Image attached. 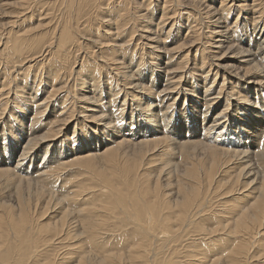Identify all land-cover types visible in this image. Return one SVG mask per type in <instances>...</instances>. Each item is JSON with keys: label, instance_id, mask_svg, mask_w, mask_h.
Instances as JSON below:
<instances>
[{"label": "rangeland", "instance_id": "obj_1", "mask_svg": "<svg viewBox=\"0 0 264 264\" xmlns=\"http://www.w3.org/2000/svg\"><path fill=\"white\" fill-rule=\"evenodd\" d=\"M192 1L170 0L172 3L169 4V9L172 8L174 11L176 9V15L174 14L175 16H173L174 26H172L171 32H168V37H166L167 35H165L164 31L168 30L169 24L163 25L160 19L164 0H92L90 3H84V0H29L27 1L29 4L25 5V8L21 6V0H5L8 3V8L6 9L7 16L2 14L0 16V23H5L7 20H14L16 23L12 26H8L7 24L4 26L0 25V87L3 83L7 84L2 88L4 89L2 90V95L5 96L2 101H5V104L2 106V110H0V257L5 250L9 252L14 250L16 253L25 248L26 253L48 262V264H79L78 259H82L84 255L95 256L94 261L88 262V264H102L101 261L104 256L109 253L114 258L112 263L123 264L122 261H124L125 264H128L126 256L129 247L131 245L135 246L133 243L139 237V234L137 235V227L128 221L131 217H134L131 209L135 205H142L143 207L145 202L150 201L154 203V207L156 208L154 211L159 212L160 209V217L166 216V213L169 212L168 220L170 227L171 229L173 225L175 227L173 230L170 229L168 231V237L167 234H164L166 235V240H148L150 248L147 247L148 250L145 247L141 248L138 257L134 259L132 264H143V262L145 264H173L174 262V264H194L193 262L198 260V256L202 257L203 254L206 256L204 259L206 261L200 264H206L209 259L213 258H217L216 264H228V257L231 255L230 247L238 241L249 249L251 257L258 254L262 256L261 258L257 257L258 259L253 262L252 260L255 257L252 260L250 257L248 264H255L256 262L257 264H264V234L261 235L259 233L257 234L258 236L255 235V238H252L251 235L249 239H244L242 236H238L239 234L234 233L233 224H227L225 228L222 227V224L225 225L231 220L225 218L228 216L230 205L236 204L235 194H233L234 196L232 194L229 196L224 194L226 191L224 181L229 177H236L235 175L240 167L227 170L229 167H224L221 164L210 170L211 164L215 165L212 158L214 155L204 148L203 142L198 141L182 145L180 143L184 139L182 135L187 129L192 134L198 132L201 135L203 133V125H199V120H203L200 116L203 111H208L207 114L210 113L211 115L210 119L207 116L204 117L207 120L202 121L206 127L213 120L212 117L215 116V113L225 104L226 99L232 104L236 102L237 95L232 94L228 85L230 87L234 86L235 89H238L239 86L246 87L245 81L248 82L249 79L253 81L254 78L251 76L252 74L242 77L243 71H240V74L237 76L238 78L234 76L232 78L230 74L233 73L225 69H217L214 66L217 61L214 60L215 58H212L215 55L212 51L215 49H211L210 45H206L204 42L206 41L205 34L207 33L203 29L199 30L196 34V37H199V39L192 44L193 46H189L190 41L185 37L188 36L186 35L187 21L191 22L192 19L183 15L184 7L188 6L194 9L190 10L189 14H194L196 20H201L204 24H207L209 19L207 16L201 15L202 11L200 9L210 4L216 7L219 5L218 0H213V2L205 0L200 5ZM241 2L233 1V3L229 4H232L231 8L233 7L232 9L230 8L231 14L228 17L230 24H233L235 19H237V11L241 12L235 24L237 25L238 34H232L235 31L229 34L230 40L228 38L226 47L235 45L234 47L238 48L241 45L244 49L249 47L255 49L256 46H260V44H256V41L258 42L260 38H257L254 42L251 39L252 46L247 45L249 43V35L254 27L253 11H244L239 8L237 5ZM248 2L251 1L248 0ZM261 8V18L264 23V0H261ZM179 10H183V12L182 15L177 16ZM122 12V15L125 16L124 25L120 29L114 30L116 25H113V21ZM205 20L207 22H204ZM65 25L69 27V29L67 28L69 34L71 33L69 40L65 43L67 51L63 49L61 50L62 52L56 51L55 53L59 55V58L56 57L55 61L56 55L54 57L47 56L49 62L45 63L46 65H49L51 62L54 64L60 63L58 64L59 67L57 66L60 78L58 77L53 84L46 72L47 66L43 64L44 60L41 61V63L43 62V66L39 65L38 68H31L30 71H27L25 77H23L24 75L22 76V71H18V67H12L10 63L7 66L6 62L8 60L4 57L5 51L2 52L1 49L5 46L4 43L7 42L11 35L23 33L26 38L29 37L28 39L32 41L37 40L41 42L39 43L40 46L46 45L48 42L49 49L55 51L57 48L55 36L59 35V28L61 29L62 26L65 28ZM173 28L175 30L172 32ZM146 29L150 33L145 32L147 31ZM151 32H153L151 36L157 35L156 40L159 39L157 42L146 41V35L150 36ZM51 37L53 38L51 39ZM256 37H259V35ZM173 38L176 39L172 41ZM160 39L165 42H161ZM181 42L185 44L178 55L170 52H155L157 48L161 50L163 47L169 49L176 43L181 44ZM211 42L210 40L207 43ZM121 44H124V46H114ZM153 46L154 48H149ZM188 50L191 51L188 53L187 59H183L184 54ZM225 50L223 48L217 57H220ZM262 51L264 53V48ZM172 55L174 56L173 58ZM25 56L26 53L25 55L21 53L20 58H25ZM40 58L42 57L38 59ZM106 58H108L106 62L108 66L105 68L103 64ZM16 59H14L15 61L13 60L14 63H16ZM117 60L119 61L118 64L121 62L120 65L123 67L120 68V74H124L122 70L126 72L128 69H132L134 73H132L131 77L139 78L140 73L142 81H139V79L138 81L148 86L150 93L148 92L143 95L137 91L134 92L133 88H129V83L128 81L126 82L127 79H124L120 74H115L116 70H111L114 66V61L116 62ZM166 62L171 63L166 65ZM222 62L241 69L244 66L231 58H225ZM256 62L260 63L259 60ZM178 63L180 64L177 66L181 65L182 68L172 74L168 73L166 76L165 70L177 69L176 64ZM125 66H127V69ZM209 68L210 71L207 74ZM18 72L19 74H17ZM215 73H217V77ZM108 74L111 75V78L107 77ZM126 74L129 73L126 72ZM174 75H177L176 78L172 80L169 78V81L167 80L166 83L165 78ZM239 76L242 78H239ZM152 77L153 81H151ZM229 78H232V83H227ZM106 80L110 84L106 83ZM21 85L24 86L22 87ZM114 85L117 88L115 90L119 93L117 96L113 95L115 93V90H113ZM167 85L169 86L167 87ZM252 86L250 85L251 89L253 88ZM58 87L59 92L57 93L59 94L57 96L63 95L62 97H64L67 94L69 99H72V103L70 104L74 114L68 121L69 123L67 122L65 125L52 128L50 126L52 123L50 122L55 118L57 113H60L58 112L60 111L58 108L60 104L58 103L61 100L56 98L57 101H53L54 105L51 106L49 103L46 108V114L38 116L40 121H37L34 117V105L40 103L48 95L49 90L57 89ZM205 87H208L209 92L207 93H210V95H204ZM219 87H222L224 93L221 94L219 103L216 104V109L213 110L212 107L209 108L205 105L207 102H205L204 97L210 98L215 96ZM19 88L24 90L21 91ZM119 88L122 89L121 92L118 91ZM163 88H167V92L164 93L165 95L160 92ZM95 89L96 93L93 92ZM190 90L194 91L192 92V96L186 94L190 93ZM235 91L234 94L236 93ZM157 93H159L158 97ZM91 94L94 96H91ZM84 96L91 99L95 98L97 100L96 103L102 102V109L100 107H96V109L99 112L101 111L100 113L111 114L112 122H116L118 120L117 117H119V126L124 124V129L125 127L132 129V131H126V134L142 131L143 124L140 123L144 122L143 119L151 120L153 118L155 120L151 124L148 123L150 129H144L149 132L155 129V125L158 126L156 121L163 122L162 124H166L167 128L166 137L169 142H172L170 148L168 149V141L164 138L163 144L161 143L155 147L152 144L145 146L148 152L144 156L135 159L133 156L138 154L136 152L138 150L135 148L137 147L134 145L135 143L132 142L133 137H129L131 140L127 138V141H122L124 137L115 135L117 129H109V124L112 122L108 120L106 122L97 121L84 116L90 114L87 111L81 112L83 111L81 106L89 104L83 100ZM229 96H233L234 99H229ZM253 96H250L249 99L253 100ZM166 97H168L167 100ZM112 98L113 100H111ZM162 98H165L164 101L159 103V99ZM122 100L126 102L125 106L121 105ZM238 100L242 99L239 97ZM151 101L152 103L150 104ZM47 103L45 102V104ZM168 103L171 104L170 108H166ZM41 105H44V103L37 105V108ZM240 106L245 105L240 103ZM246 107L247 105L244 108ZM234 111L235 114L232 119L240 116L243 112L246 115V117H240L242 120L235 119L238 124H234V120L231 121L229 126L242 136L239 139L245 141L234 144L235 147L242 149L240 151L255 149V146H253L255 138L258 136L259 140L264 134L262 128L264 118L250 120L251 117L248 118L249 113L246 111H236L235 108ZM165 113H167V116ZM76 122L77 125L75 124ZM103 122L105 123V129H103L102 125H98L100 123L103 124ZM57 128V137L55 138L54 135L50 136V138L54 137L55 139L46 140L36 146L32 145L31 148L33 147V149L29 153L30 156H27L25 160H17L21 151H24L23 146L27 145L29 138L33 136L45 137L50 129L55 130ZM104 131H108V136H106ZM154 133L156 134V132ZM158 135L160 134L155 136ZM199 137V135L195 134L193 140H197ZM230 137L236 138V135L231 134ZM136 138L134 136V139ZM173 139L175 140L174 142ZM74 140H76L74 142L75 145H69ZM83 141H86V143L81 144ZM113 141L120 142L116 147V153H120V159L117 161L118 165H110L107 169L96 173L98 165L101 162L99 159H103L102 157L93 159L96 161L97 169L92 170V173L87 172L88 175L85 171L77 169L75 165H72L64 171L54 172L51 176V178L54 176L52 181L50 177L48 180H41L43 177L40 176V173L47 171L51 164H55L57 161L66 158L71 159L73 155L89 150L95 149L102 152L103 147ZM111 153H115V151L113 150ZM107 155L109 154H104V156ZM42 156L44 157L42 158ZM216 159L219 160L218 163L222 160L220 156L216 157ZM21 161L23 162L19 164ZM3 168L6 169L3 170ZM194 170L196 174L191 173ZM258 171H261L260 168ZM205 173L208 175L213 174L210 181L205 177ZM55 177L58 178L55 180ZM106 181L107 183H105ZM241 181L243 182V178L239 177L238 187ZM194 182H198L200 186V196L198 198L201 197V200L194 201L195 205L193 208L194 210L197 209V211L194 215H191L187 211L188 208L185 210L179 207L180 200H182L184 195H187V192L184 194L180 189L188 190L190 184L192 185ZM111 185L122 195V200L119 204L114 203V205L107 206L103 202L108 197V192H106L107 186L110 187ZM156 186L157 188L155 189ZM83 194L86 195L84 196ZM68 195L75 196L76 201L74 204L67 201ZM57 198L60 199L58 200ZM80 200L85 201L81 204ZM241 205V201H239V204L237 203L238 207L235 210L240 209ZM21 207L27 208L30 214L29 219H32L33 230L45 224H47V229L51 230L55 228L57 223L60 224L64 221L72 222L78 220V223L81 222L79 224H83L94 219L97 220V225L101 224V233L95 232V238H93L89 232L81 234L78 227L76 229L78 231V236L76 237L78 241L87 240L86 242L83 241L82 248L79 250L80 252L75 248L74 250L73 248L69 249V247H72L71 243L74 245L75 241H71L69 238L63 237V235L57 238L54 234H39L40 232L38 231L35 233L23 231L21 234L17 230L20 223L18 218L21 214H18ZM90 212H93V214ZM148 213L149 211H145L140 217L142 220L146 219V224L151 221ZM173 215L177 216L174 217ZM61 216L62 218H60ZM179 228L180 231H178ZM208 229L214 234L207 235L203 238V241L201 237L204 231ZM262 231L264 232V228ZM81 235H83L82 238ZM173 235L176 239H174ZM99 240L100 242H98ZM94 243L96 244L94 245ZM158 247L159 249H157ZM77 251L79 254L76 253ZM70 255L75 257L67 259ZM194 257L197 259L193 261ZM20 259L24 264H28L27 261L25 263L22 258ZM81 263L85 262L80 260ZM242 264H245V262L243 261Z\"/></svg>", "mask_w": 264, "mask_h": 264}, {"label": "bare ground", "instance_id": "obj_2", "mask_svg": "<svg viewBox=\"0 0 264 264\" xmlns=\"http://www.w3.org/2000/svg\"><path fill=\"white\" fill-rule=\"evenodd\" d=\"M27 1H29V0H27ZM27 1L21 0V2H20L21 6L24 7L25 5L29 4V3H27ZM204 1L205 0H193L192 2L198 3L200 5ZM233 1H242L239 5H237V6H239V8H241L244 11H248V10L253 11L252 18H253V22H254V27H253L252 32L249 35V43H247V45L252 46V42L256 41L257 38H260V40L258 42L256 41V44L258 43V44H260V46H258V47L256 46L255 49H252L250 47L244 49L241 45L238 46V48L234 47L235 45H231V46L226 47L227 46L226 43L228 42V38L230 36L229 34L232 31H235V33H232V34H234V35L238 34L237 33V25H235V24L237 23L236 20H238V18H239L238 16L240 15L241 11L240 12H239V10L237 11V16H236L237 19H235L233 24H230V22L228 20V17L231 14L230 13L231 12L230 8H231V5H232V4L231 5H229V4L233 3ZM250 1L251 2H248V0H218L219 5L217 7L213 6V4L212 5L211 4L207 5L206 7H202V9H200L202 11L201 15H204L205 17L207 16V18L209 19L208 22L206 20L204 21V22H207V24L206 23L204 24L201 20H196V18L194 17V14H191V13L189 14V11L190 10H194V9H192V8H190L188 6L184 7L185 10H184V13H183V15H185V17L192 19L191 22L187 21L188 23H187L186 35H188V36L185 37V38H187L190 41L189 46H193L192 44L195 43L199 39V37H196V34L198 33L199 30L203 29V30H205V32L207 34H205L206 41H204L203 39L202 40L206 43V45L207 44L210 45L211 49L212 48L215 49V50L212 51L215 54V55H213L212 58H215L214 60L217 61V63H215V65H214L217 69L228 70L230 73H233V74H230V77H232V78H233V76L235 78H238L237 76L240 74V71H243L242 77L243 76L247 77L250 74H252L251 76L254 77L253 81H251V79H249L248 82L245 81V85H246L247 89H246L245 86H239L238 89H235L234 86L230 87L228 85V88L231 89L232 94L233 95H237L236 102H234L232 104V103L229 102L228 99H226L225 104L222 106V108L217 113H215V116L212 117L213 120H211V122L209 124H207L206 127L204 126V123H202V121L203 120H207V119L204 118V117H207V116L210 119L211 115H210V113L207 114L208 111H203V113L201 112L202 113L201 115L199 113L201 118H203V120H199V125H203V129H204L203 133H201V135L198 132L192 134V132L188 131V129H187L185 131V133H183V135H182L184 139L180 142L181 145L185 144V143H194V142H198V141L203 142L202 144H203V146H205L204 148L207 151L211 152L212 155H214L212 158H213V164H215V165L211 164L210 170H213V168L215 166H218V165H221V164L224 167H227V168L229 167L227 170L232 169V168L234 169V168L240 167L238 169V171H237V174L235 175L236 177H231V178L229 177L226 181H224V186L226 187V191L224 192V194L227 195V196H229L231 194L232 195L235 194L236 195L235 196V200H236L235 203L236 204L230 205V209L228 211V216L225 217L226 219H231L230 220L231 222L229 221L225 225L222 224V227L225 228V226L227 224H233L234 225V227H233L234 228V233L235 234H239L238 236H242L244 239L245 238L249 239L251 237V235H252V238H255V235H257L259 233L261 235L264 234V232L262 231V229L264 228V134L262 135V137L259 138V140H258V136L255 138V144L253 145V146H255V149H253V150H249L248 149V151H240L242 149L236 148L234 144H237L239 142H245V141L239 139L242 136L239 133H237L234 129L229 127L230 124H231V121H234L235 119L242 120L240 117H246L245 112H243L242 114H240V116L235 117V119H232V117L235 114L234 108H235L236 111L237 110H239V111L243 110V111H246L247 113H249L248 118L251 117L250 120L264 118V91H263L264 90V53L262 51V49L264 48V23H263L262 18H261L262 17V14H261L262 13L261 0H250ZM90 2H92V0H84V3H90ZM169 2H170V0H164L162 13H161V16H160V19H161V22L163 23V25L169 24L168 30L164 31L165 35H167L168 32H171V28H172V26H174L173 16L176 15V9H175V11L172 8L169 9V7H170L169 4L172 3V2H170V3ZM211 2H213V0H211ZM7 8H8V3L5 2V0H0V16H2V14L7 16L6 15V9ZM21 9H23V8H21ZM121 11H122V8H121ZM123 12H125V11H123ZM123 12L121 13V15H118V17L114 19L113 25H116L114 27L115 28L114 30L120 29V27L122 25H124L123 21L125 20V16L122 15ZM182 12H183V10H181V11L179 10V12L177 13V16H180V14L182 15ZM198 14L200 15V13H198ZM61 15H62V13H61ZM10 18H12V17H10ZM243 19H245V18H243ZM14 23H16V21L7 20L5 23H0V25L4 26L5 24H7L8 26H12ZM64 27L65 28H63V26H62L61 29L59 28V30H60L59 31V35L55 36L56 37L55 39H57V40H55L56 41L55 45H57V48H56L55 51H53L52 49H49L48 42H47L46 45L40 46L39 43H41V42H38L37 40L36 41H32V40L28 39L29 37L26 38L23 33H20L19 35H17L16 33H15V35H11V37L7 40V42L4 43L5 46L1 49L2 52L5 51V53H6V54L4 53V57H5V59L8 60L6 62L7 66L10 63V64H12V67H15V66L18 67L19 68L18 71H22L21 74H22V76L24 75L23 77H25L26 74H27V71L28 70L30 71L31 68H33V67L38 68L39 65L43 66V64H45L46 62H49L47 56L54 57L56 55L55 59H54L56 61V59L59 58V55H57L55 52L56 51L62 52L61 51L62 49L66 50L67 47L65 46V43H66V41L69 40L70 35H71V33L69 34V30H68L69 27L66 26V25ZM157 27H159V26H157ZM174 30H175V28L172 29V32ZM142 31H143V29H142ZM145 32H149V31L147 30ZM151 33L152 34H150V36L146 35V37H145L146 41H148V42H157V40H159V39L156 40L157 35H155L153 37V36H151V35H153V32H151ZM199 33H201V32H199ZM257 35H259V37H256ZM166 37H168V35ZM38 38H40V37H38ZM52 38L53 37H51V39ZM174 39H176V38H173L172 41ZM251 39L253 40L252 42H251ZM160 40H161V42H165L162 39H160ZM210 40L212 42L211 43H207ZM229 40H230V38H229ZM184 44L181 42V44L180 43H176L173 47H171L169 49H166V48L163 47L162 50L158 49V48H157V50H155V49L154 50H155V52H163V53H166V52L169 53L170 52V53H173L174 55L175 54L178 55L182 51V49L184 47ZM202 44H204V43H202ZM122 45L124 46V44L114 45V46L119 47V46H122ZM155 47H159V46H155ZM149 48H154V46L153 47H149ZM223 48L226 49V50L220 55V57L219 56L217 57V55L223 50ZM123 49H124V47H123ZM24 51L26 53L25 58H20L21 53H23L25 55ZM190 51L188 50L187 53L184 54L183 59L188 57V53ZM39 57H42V58L38 59ZM173 57L174 56L172 55V58ZM60 58H62V57H60ZM225 58H231V59L237 61V63L243 64L245 67L243 66V68L241 69V68L235 67V66H233L231 64H224L226 62H222V60L225 59ZM14 59H16V63L13 62ZM54 60H52V61H54ZM107 60H108V58L105 59V63L103 64V65H105V68H106V66H108L107 63H106ZM258 60H259L260 63L256 62ZM41 61H43L44 63L42 62L43 63L42 64ZM171 61H172V59H171ZM118 62H119L118 60L116 62L114 61V63H113L114 66L111 69L112 71L116 70L115 74H117V75H119L120 72H121L120 68H123L120 65L121 62H120V64H118ZM31 63H33V64H31ZM169 63H171V62H169ZM169 63L166 62L165 64L167 65ZM58 64H60V63H58ZM58 64L57 63L54 64L53 62H51L49 65L45 64V66H47V68L45 67L46 68V72L48 73L49 78L52 80V84L55 82V80L58 77L60 78ZM179 64L180 63L176 64V66L179 65ZM153 65H154V63H153ZM197 66H199V65H197ZM101 67H104V66H101ZM125 68L127 69V66H125ZM159 68H163V67H159ZM181 68H182V66L180 65V66H177V69H173L172 68V69H169V70H165V75L166 74L168 75V73L172 74L173 72H177ZM124 71L125 70H122V72L124 74L121 75L122 74L121 73L120 76H122L124 79H127L126 82L128 81L129 88H131V89L133 88L134 92L137 91L138 93H142L143 95L147 94L148 92L150 93V91H148V89H149L148 86H146L145 84H141L139 82V81H142L141 80L142 77L140 76V73H139V78L138 77L137 78L136 77L133 78V77H131L132 73H134V71L132 72V69H128L126 71L129 74H126V72H124ZM209 71H210V68H209V70H207V74L209 73ZM17 74H19V72ZM176 76L177 75L165 78L166 79V83H167V80L169 81V78L172 80V79L176 78ZM215 76L217 77V73H215ZM107 77L111 78V75L108 74ZM158 77H160V76H158ZM240 77L241 76H239V78ZM222 78H223V75H222ZM232 78H229L227 83H232L233 82ZM138 79H139V81H138ZM153 80L154 79L152 77L151 81H153ZM136 81H138V82H136ZM106 83L110 84V82L108 80H106ZM6 85L7 84H4V83L1 85V87H0V96L2 95V90H4L2 88L5 87ZM212 85H210V86H212ZM250 85H253L252 89H251ZM168 86L169 85H167V87ZM18 87H20V86H18ZM59 87L57 89L49 90V92L47 93L48 95H46L40 103H37V105H40L42 103H44V105H41L39 108H37V105H34V112H33L34 117L36 118L37 121H40L38 119L39 118L38 116H41V115L43 116V114H46V112H47L46 108L49 105V103H50V106H51V105H54L53 101H57L56 98H59V100H61V102L58 103V104H60L59 107H58L60 109V111H58V112H60V113L59 114L57 113V115H55V118L50 122V123H52L50 125L52 128L53 127H60V125L62 126V125L67 124V122L70 120V118L74 114L73 113V108H71L72 106L70 104V103H72V99H69V96L67 94L66 95L64 94L65 95L64 97H62L63 96L62 94H61L62 96H57L59 94V93H57V92H59ZM193 88H194V86H193ZM115 89H117L116 85L113 86V90H115ZM20 90L22 91L24 89L21 88ZM121 90L122 89H120V88L118 89L119 92H121ZM234 90H236L235 94H234ZM93 92L96 93L97 92L96 89ZM160 92H162L163 94L166 93L167 92V88L161 89ZM189 92L190 93H186V94H188L189 96H192V94H193L192 92H194V91L190 90ZM207 92H209V89H208V87L207 88L205 87V89H204V93L205 94L204 95H206V94L210 95V93H207ZM223 93H224V90L222 91V87H219L215 96H212L210 98H205L204 97L205 102H207V104H205V105L207 107H209V108L212 107L213 110L216 109V104L219 103L218 102L219 98L221 97V94H223ZM68 94H70V93H68ZM118 94L119 93L115 90V93L113 95L117 96ZM253 94H255V95L253 96ZM91 96H94V95L91 94ZM133 96H135V95H133ZM158 96H159V93H157V97ZM250 96H253V100L249 99ZM239 97L242 100H238ZM4 98H5L4 95H2V97H0V110H2V106H4V104H5V101H2ZM80 98H82V97H80ZM83 98H84L83 100H85V101H87V103H89L88 105L81 106V108L83 109V111H81V112L87 111V112L90 113L88 115H84L85 117L92 118V119H95L97 121H105V122H106V120H108L109 122L113 121L111 119V117H112L111 114H106L103 111H102L103 113H100L101 111L99 112V110L96 109V107L97 108L100 107L102 109V105H103V104H101L102 102L101 103H96L97 100L95 98L91 99L90 97H86V96H84ZM228 98L229 99H234L233 96H229ZM164 99L165 98L159 99V103L163 102ZM167 99H168V97H166V100ZM175 99H176V97H175ZM49 100L50 101L52 100V101L50 102ZM111 100H113V98ZM18 102H20V101H18ZM45 102L46 103L48 102V103L45 104ZM151 103H152V101L150 102V104ZM240 103L245 105V106L247 105V107L244 108L245 106H240ZM121 105L125 106L126 102L124 100H122ZM237 105H239V106L237 107ZM55 106H56V104H55ZM127 106L130 107L129 105H127ZM168 107L170 108L171 104L168 103L166 108H168ZM204 113H205V115H204ZM236 114H237V112H236ZM165 115L167 116V113H165ZM117 119L118 120L116 122H112L111 124H109V129H112V128L113 129H117L115 135L118 136V137L119 136L124 137L122 139V141H127L128 140L127 138L133 137V141L132 142L135 143L134 145L137 146L135 148L138 150V151H136V152H138V154L133 156L135 159H138V158L144 156L145 153L148 152V150L146 149L145 146H149V144H152L155 147V146H158L161 143L163 144L164 141H165L164 138L167 139V137H166V131H167L166 124H162L163 122H161V121H156L158 126L155 125L154 126L155 129L152 130L151 132H149V131H146L144 129H150V127L148 126L149 125L148 123L151 124L152 122H155V120L153 118H151V120L150 119H143L144 122L140 123V124H143L142 131H136L134 134H132V133L126 134L125 133L126 131H132V129L126 128V127L124 129V124H122V126H119L118 124L120 123V118L117 117ZM86 122H90V121H86ZM35 124H36V122H35ZM75 124L77 125V122ZM234 124H238L236 120H235ZM98 125H102L103 129L106 128V127L104 128V125H105L104 122H103V124L100 123ZM262 128L264 130V125H262ZM78 129L81 130L80 128H78ZM217 130L219 131V133H218ZM57 131H58V128L55 129V130H51L50 129L45 137L33 136L32 138H29L27 145L25 144L23 146L24 151H21V153L19 154V157H18L17 160L18 161L19 160H25V158L27 156H30L29 153H31L32 149H33V147L31 148L32 145L36 146L38 144L43 143L46 140L55 139L57 137V134H58ZM107 132L108 131H104L106 136H108ZM138 132H139V134H138ZM154 132H156V134ZM157 134H160V135L155 136ZM185 134H186V136H185ZM195 134L200 136L197 140H193V137L195 136ZM231 134H235L236 138L235 137H230ZM52 135H54L55 138L54 137L50 138V136H52ZM134 136L137 137V138L134 139ZM228 137H230V138H228ZM33 140H35V141H33ZM129 140H131V139L129 138ZM167 141H168V139H167ZM174 141L175 140L173 139V142ZM74 142H76V140H74L69 145H71V144L75 145ZM85 143H86V141L85 142L83 141L81 144H85ZM111 143L106 144L103 147L102 152H100L99 150H95V149L94 150H89V151H86V152H83V153H78L76 155H73L71 157V159L66 158L64 160L57 161L55 164H51L48 167L47 171H43V172L40 173V176L43 177V179H41V180H43V181L48 180V178L49 177L51 178V176L53 175L54 172H56V171L60 172L62 170L64 171V170L67 169V167H70L72 165L73 166L75 165L77 167V169L85 171L86 174H87V172H91L92 170H95V168L97 167L96 166V161L93 160V159L102 158V157H103V159H99V160H101V162L99 161L100 165H98V169L96 168L97 169L96 173H98L100 170L107 169L108 167H110V165H112V166L118 165L117 161L120 159V153H116V147H117V145L120 144V142L113 141ZM170 144H172V142L168 141V146H169L168 149L170 148ZM28 149H30V150H28ZM60 150H62V149L60 148ZM113 150L115 151V153H111V152H113ZM104 154H109V155L104 156ZM218 156H220V158L222 159L219 163H218L219 160L216 159V157H218ZM43 157L44 156H42V158ZM94 161H95V163H93ZM22 162L23 161H21L19 164H21ZM236 164H237V166H236ZM258 167L260 168L261 171H258V169H259ZM5 169L6 168H3V170H5ZM192 172L194 174H196L195 170L191 171V173ZM209 172H211V171H209ZM212 175L211 174L208 175L207 173H205V177L209 179L208 181H210V178H211ZM239 177L243 178V182L241 181L239 183V187H238L237 183H238ZM52 178H51V181H52ZM56 178H58V177H55L54 179L56 180ZM92 178H94V177H92ZM244 180H246V181H244ZM105 183H107V181ZM66 184H68V183L66 182ZM71 185H72V183H71ZM99 185H101V184H99ZM197 185H198V182H194V183H192V185L190 184V187H188V190L180 189L181 192L184 193V194L187 192V195H184L182 200H180L179 207H180V209L183 208L185 210L188 208L187 211L190 212L191 215H194L196 213V211H197V209L194 210V208H193V206L195 205L194 201L197 202V201L201 200V197L198 198L200 196V192H199L200 186L199 185L197 186ZM63 187H61V188H63ZM156 188H157V186L155 187V189ZM39 189L41 190L40 186H39ZM101 191L103 192V190H101ZM106 192H108V197L105 199V202H103L104 204H107V206H108V205H114V203L119 204L121 202L122 195L119 192H117V189L113 185H111L110 187L107 186ZM71 193H73V192L71 191ZM50 195H52V194L50 193ZM65 195H63V196H65ZM88 196H90V195H88ZM57 199L59 200L60 198H57ZM66 199H67V201H69L70 203H73V204L76 201L74 195H68V197ZM248 199H250V201H248ZM83 201H85V200H82L81 204L83 203ZM239 201H241L242 205L239 207L240 209L235 210L238 207L237 203L239 204ZM155 209L156 208L154 207V203H152L150 201L149 202H145L143 207H142V205H135V207L131 209V212L134 214V217H131V219L128 220V221L130 223H132L133 225H135V227H137V235L139 234V237L136 236L137 237L136 241L133 243V244H135V246L131 245L129 247V251H128V254L126 256V259L128 260V264H129L130 261H131L130 264H132L134 259L138 257V254L140 253L139 251H140L141 248L145 247L148 250L147 247H149L148 244L150 243L148 240H154V239L156 241L166 240V238H165L166 235H164V234H167V237H168V231H170V229H171L170 223H169V220H168L169 212L166 213V216L160 217V214H161L160 209H159V212L158 211H154ZM97 210H99V209H97ZM145 211H149L148 216L151 217V221L148 224H146V219L142 220L140 218L141 215L143 213H145ZM90 213L93 214V212H90ZM18 215H20L18 220L21 223V224L19 223V227L17 229L19 233L22 234L23 231H25V232L27 231V233H35L36 231H38V232H40L39 234H42V233H44L46 235L47 234H52V235L54 234L57 238H58V236H62L63 235V237L69 238L71 241H75L74 245H73V243H71L72 247H69V249L73 248V250H74V248H75L78 251L82 248L83 241H85V240H83L81 242V240L78 241V239L76 238L78 236V231L76 230V229H78V227L80 228L81 234L89 232V234L92 235L91 237H93V238H95L94 237L95 232L100 234L101 233L100 231L102 229L101 224L97 225V220L93 219V220H91L89 222H86V223H83V224H79L81 222L78 223L77 222L78 220L77 221H72V222H65L64 221V222H62L60 224L57 223L55 225V228H53L51 230H48L47 229V224H45L42 227L40 226V228H38L36 230H33L32 229V227H33L32 226V219H29V215L30 214L28 213L27 208L26 207L25 208L21 207L20 213ZM176 216H174V217H176ZM60 218H62V216ZM173 220H174V218H173ZM29 221H31V222H29ZM119 221L121 222V220H119ZM174 227H175V225H173L171 230H173ZM208 230L204 231V233H203L204 237L203 236L201 237L202 240L207 235H211L213 233L211 230H209V232H207ZM178 231H180V228L178 229ZM174 233H176V232H174ZM27 235H30V234H27ZM82 236L83 235H81V238H82ZM57 238H56V240H57ZM174 239H176V237ZM62 242H63V240H62ZM98 242H100V240ZM238 242H236L235 244H233L230 247L231 255L228 257V259H229L228 262H227L228 264H242L243 261L245 262V264L249 263L248 261H249V259L251 257V255L249 253V249L246 248V246L244 244H241L240 241H238ZM255 242H256V240H255ZM158 243H160V242H158ZM95 244L96 243H94V245ZM61 245H63V244L61 243ZM63 247H65V246H63ZM162 247H163V245H162ZM151 249H152V247H151ZM157 249H159V247ZM78 251L76 253H78ZM13 252H14V250H11L10 252L8 250L3 251V253L1 255V257H0V264H24L21 261L20 258H22L25 261V263L27 261L28 264H48V262L42 261L39 258H35L34 256L29 255L28 253H26L25 252V248H23L22 250L17 251L16 253L15 252L13 253ZM155 253H157V252H155ZM84 256L80 260H82V262H85V263H81V264H88V262L94 261V257L95 256H85V257ZM194 256L196 257V255H194ZM74 257L72 255H70L69 258H67V259L74 258ZM80 257H81V255H80ZM195 257L193 258V261H194ZM254 257H255V259L252 260V258H254ZM257 257L261 258L262 256H260V254L254 255V256L252 255V257H251L252 262L256 261V259H258ZM205 258H206L205 254H203L202 257L198 256V260L196 262L194 261L193 263L194 264L203 263V261H206V260H204ZM166 259H168V258H166ZM216 259L217 258L209 259V261L206 262V264H216V261H217ZM80 260L78 259L79 264H80ZM112 260L114 261V258L112 257L111 253H109L106 256H104V258H103V260L101 262H102V264H114V263H112ZM119 261H120V259H119ZM257 261H259V260H257ZM122 263L125 264L124 261H122ZM143 264H145V262H143ZM167 264H169V263H167ZM250 264H252V263H250ZM255 264H257V262Z\"/></svg>", "mask_w": 264, "mask_h": 264}]
</instances>
